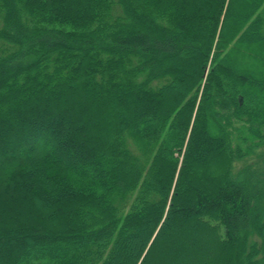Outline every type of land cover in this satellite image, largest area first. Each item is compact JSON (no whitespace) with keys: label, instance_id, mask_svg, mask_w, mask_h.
Returning <instances> with one entry per match:
<instances>
[{"label":"trees","instance_id":"1","mask_svg":"<svg viewBox=\"0 0 264 264\" xmlns=\"http://www.w3.org/2000/svg\"><path fill=\"white\" fill-rule=\"evenodd\" d=\"M263 146L264 0H0V264H264Z\"/></svg>","mask_w":264,"mask_h":264},{"label":"rangeland","instance_id":"2","mask_svg":"<svg viewBox=\"0 0 264 264\" xmlns=\"http://www.w3.org/2000/svg\"><path fill=\"white\" fill-rule=\"evenodd\" d=\"M74 99H77L78 102H75V103L78 104L77 108L78 109L80 108L81 112H84V110L87 109L86 110L87 113L89 112V113H91V115L93 114V110L97 106V103L94 100L89 99V101H87L86 99H88V98H86L83 95H78V97L74 98ZM74 101H76V100H74ZM86 104H88V106ZM262 153L264 155V146H263ZM256 160L258 161V162H256V165H257L256 169L259 168V170H261L259 173L262 175V177L264 179V156L261 157L260 160H258V159H256ZM262 184H264V183H262ZM261 189H262V192H261V194H262V196H261L262 197V202L264 203V187H261ZM226 251L227 250L225 249V247H223V245L220 244V243H218L217 246H215L216 255L223 256V254H225Z\"/></svg>","mask_w":264,"mask_h":264}]
</instances>
